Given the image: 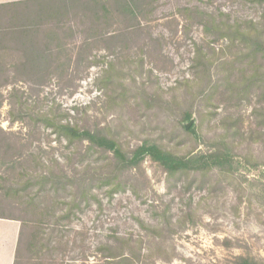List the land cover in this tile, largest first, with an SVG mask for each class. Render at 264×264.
I'll list each match as a JSON object with an SVG mask.
<instances>
[{"label":"rangeland","instance_id":"obj_1","mask_svg":"<svg viewBox=\"0 0 264 264\" xmlns=\"http://www.w3.org/2000/svg\"><path fill=\"white\" fill-rule=\"evenodd\" d=\"M69 1L39 4L38 22L29 29L37 36L32 60L48 65L47 77L15 70L27 57L11 27L4 30L0 45V188H20L17 197L6 201L7 213L13 211L36 227L42 224V241L52 242L47 259L34 264H102L97 249L115 237L141 240L144 264H235L238 258L264 264V169H240L243 204L236 211L230 189L221 186L213 193L207 184L171 186L164 170L146 159L138 171L124 176L133 183L132 190L112 194L93 188L95 199L87 203L78 198L80 208L61 220L74 194H80L79 184L39 192L40 177L54 171L80 178L87 167L90 176L106 171L96 154H87L86 143L71 146L37 122V117H49L117 133L129 150L163 134V142L175 148L176 142L166 137L199 124L196 108L184 119L190 102L185 103L181 86L193 79L196 48L207 52L224 45L205 32L206 23L228 17L259 22L264 7L254 0H146L137 12L138 23L123 24L111 9L113 0H91L105 4L108 14L105 20L101 13L92 28L85 18L75 17L80 12L71 6L67 15L61 13ZM113 76L119 92L131 98L124 107L119 100L112 102L108 82ZM138 95L150 98L147 109L133 100ZM251 111H243L246 126L253 121ZM209 133L208 126L180 149L187 153L198 146L196 153L205 151ZM57 221L64 222L56 226ZM22 228L23 222L0 219V264H13L19 249L21 264H29L27 239L19 246Z\"/></svg>","mask_w":264,"mask_h":264},{"label":"trees","instance_id":"obj_2","mask_svg":"<svg viewBox=\"0 0 264 264\" xmlns=\"http://www.w3.org/2000/svg\"><path fill=\"white\" fill-rule=\"evenodd\" d=\"M143 2L146 0H113L111 9L123 24H137V12L143 8ZM254 2L264 7V0ZM70 6L80 12V16L76 14L75 17L85 18L92 28L100 20L101 13L103 19L108 18L105 4L99 5L91 0H70L68 7L61 13L67 15ZM205 32L214 36L215 43L222 41L224 45L219 50L214 48L207 52L203 47L196 48L191 66L193 79L184 81L181 86L186 90L183 97L185 103L190 102L184 119L189 120L196 108L199 124L187 133L176 130L168 135L166 138L176 142L175 148H170L168 143L163 142V134H159L155 137L157 139L148 137L129 150L118 139L117 133L82 129L69 122H58L56 118L37 117V122H42L69 145L86 143L87 154H96L104 163L103 168L106 171L104 175L90 176V167H87L80 178L59 175L54 171L40 177L39 192L47 186L57 192L79 184L80 194H74L71 208L61 220H69L75 208H80L81 203L77 205L78 198L87 203L89 198L95 199L93 188H107L112 194L128 188L132 190L133 183L124 176L138 171L146 159L164 170L171 186L207 184L211 186L213 193L221 189V186V190L230 189L237 204L235 210L239 211L243 204L240 194L243 190L242 183L237 182L240 169H264V12L259 22L232 21L230 17L227 20L209 21L205 25ZM21 37L24 40L23 53L29 60L26 58L15 70L28 73L36 79L47 77L50 74L48 65L32 60L35 57L33 42L37 39L35 31H25ZM1 38L0 36V40ZM108 83L114 90L112 102L119 100L121 107L130 103L131 98L127 93L119 92V82H114V76ZM188 97L189 101L186 100ZM133 100L138 101L139 105H145V109L151 102L145 95L134 96ZM173 102L178 105L176 101ZM248 107H252L253 121L246 126L243 111ZM220 108L222 111L218 113ZM208 126L212 136L203 143L206 150L196 153L197 146L187 153L182 152L180 147L183 142L187 138L193 139L197 133L203 134ZM21 192L17 185L0 188V219L23 222L19 246L27 239L25 249L30 258L29 264H34L35 260L44 262L47 259L45 252L51 250L52 242H49L50 239L42 241V224L36 223L39 225L36 227L31 221H22L15 217L13 211H6V201L14 199ZM30 205L27 204L26 207ZM59 222L64 221H57L56 226H59ZM26 229L30 232L26 233ZM97 250L102 264H144L145 261L143 242H134L131 237H115L113 241L100 245ZM21 257L19 249L13 264H21ZM235 264L255 263L247 258H238Z\"/></svg>","mask_w":264,"mask_h":264},{"label":"crops","instance_id":"obj_3","mask_svg":"<svg viewBox=\"0 0 264 264\" xmlns=\"http://www.w3.org/2000/svg\"><path fill=\"white\" fill-rule=\"evenodd\" d=\"M54 1L57 0H0V36L2 37L6 28L11 27L10 32L13 38L17 40V43L20 41L23 44L22 33L29 31L38 22L36 17L39 4ZM2 40L3 38L0 40V45Z\"/></svg>","mask_w":264,"mask_h":264},{"label":"water","instance_id":"obj_4","mask_svg":"<svg viewBox=\"0 0 264 264\" xmlns=\"http://www.w3.org/2000/svg\"><path fill=\"white\" fill-rule=\"evenodd\" d=\"M193 122L191 121L190 125L192 124ZM190 125L186 126V129H189Z\"/></svg>","mask_w":264,"mask_h":264}]
</instances>
